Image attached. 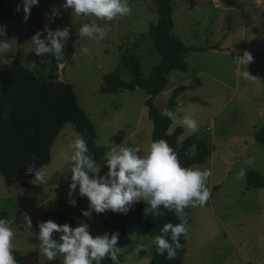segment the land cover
I'll list each match as a JSON object with an SVG mask.
<instances>
[{
	"label": "rangeland",
	"instance_id": "obj_1",
	"mask_svg": "<svg viewBox=\"0 0 264 264\" xmlns=\"http://www.w3.org/2000/svg\"><path fill=\"white\" fill-rule=\"evenodd\" d=\"M64 3L39 0L25 22L22 0H0V28L5 30L0 39L15 40L2 55L14 56L13 64L19 59L42 77H48L54 65L65 63L64 82L72 86L79 107L94 124L97 143L106 146L107 152L112 144L139 147L140 155L147 156L153 122L145 105L146 90L138 87L110 94L102 91V86L104 76L111 72L125 82L132 81L131 72L120 62L123 53L137 54L143 78L151 75L160 60L149 34V27L158 20L156 2L127 0L132 14L114 21L78 16L72 9L62 8ZM53 9H59L54 19ZM173 21V35L192 51L186 55V70L171 72L170 83L155 99V105L159 111L167 107L172 91L184 87L174 111L180 109L178 118L190 114L198 122V130L191 133L182 124L172 123L168 133L181 127L180 141L198 136L211 146L208 161L194 165L201 171L211 170L206 181L211 197L204 207H189L185 264H264V187L247 188L246 178L247 169L264 176V147L255 140L256 132L264 127V0H174ZM93 22L109 28L99 45L78 34L82 25ZM45 26L52 31L71 29L63 41L61 61L52 54H35L31 38ZM70 45L74 55L68 58ZM83 47L89 48V55L82 53ZM245 52L253 58L248 65L237 61ZM11 67L0 65L1 70ZM244 71L257 80L245 79ZM78 135L72 123L60 131L50 162L43 167L46 184L35 181L34 176L13 182L0 173V214L15 230L13 256L17 264H63L62 255L49 261L39 248V224L45 222L43 214L49 209L70 216L75 221L73 229L86 223L94 238L109 233L120 217L128 216L131 242L122 247L121 264L127 255L133 256L130 264H149L153 238L147 232L144 213L134 210L135 204L127 214L93 212L86 218L82 211L89 209L88 199L79 195L78 187L69 197L73 165L65 162L61 153H72L70 145ZM189 152L194 155L196 147H190ZM249 158L252 163L246 165ZM242 168L246 175L238 178ZM105 173L100 167L99 175ZM70 199L76 200L75 206ZM25 214L31 218V229ZM60 235L53 233V238L59 241Z\"/></svg>",
	"mask_w": 264,
	"mask_h": 264
},
{
	"label": "clouds",
	"instance_id": "obj_2",
	"mask_svg": "<svg viewBox=\"0 0 264 264\" xmlns=\"http://www.w3.org/2000/svg\"><path fill=\"white\" fill-rule=\"evenodd\" d=\"M39 0H22L24 21L27 22L31 9L37 6ZM64 9H72L78 16L95 17L102 21H114L132 14V8L127 0H65L61 5ZM20 10L18 6L17 11ZM59 15V9H53L51 18ZM71 29L65 27L52 31L47 26L41 32H37L31 38V44L35 47L37 57L52 54L57 61L64 59L65 44ZM109 28L101 27L97 23L82 25L79 37H87L95 41L97 45L106 37ZM44 33H47L44 36ZM0 36H5V30L0 28ZM44 36V39H41ZM14 39H0V65L11 67L15 59L2 54L8 53L11 42ZM85 55L90 54L88 47L81 49ZM250 53L245 52L237 61L248 65L252 62ZM35 62L31 63L34 64ZM245 79L257 80L247 71L242 73ZM176 111L161 107L160 115L167 117L173 124H182L189 132L198 130V122L190 114L182 118L177 117ZM73 149L69 155L61 153L65 162H71V184L69 185V197H72L79 188V195L86 197L90 202L87 211H82V216L90 218L92 213L103 214L107 211L127 214L131 206L143 202L147 205L144 215L160 217L165 215L161 209L174 212L180 223L173 225L166 223L161 228V234L153 238L157 254L167 253L168 259H175L183 245L181 236L187 239L189 225L187 220L188 207H204L211 197V191L206 186L207 179L211 176V170H200L199 166L182 167L178 154L171 148L168 142L160 139L151 143L147 156L140 155L139 147H129L124 144L116 146L105 154L108 171L100 176V167L96 163L92 153L89 152L87 141L82 136L72 142ZM36 157L28 164L26 175L34 174V180L46 184V173L43 167L37 168ZM249 158L245 164L251 165ZM246 175V169L242 168L238 178ZM57 186V185H56ZM55 186V187H56ZM70 204L75 206L76 200L70 199ZM24 220L28 228H32L31 218L25 214ZM53 233H60L59 241L53 238ZM169 233L170 241H169ZM15 230L7 219H0V264H17L13 256V239ZM39 248L42 254L53 261L58 255L63 256V264H102L107 258L112 264H121L122 248L118 246L119 233H108L95 238L90 234L89 226L81 223L74 229L68 224L58 225L49 220L39 224ZM133 256L124 257L123 264H130Z\"/></svg>",
	"mask_w": 264,
	"mask_h": 264
},
{
	"label": "trees",
	"instance_id": "obj_3",
	"mask_svg": "<svg viewBox=\"0 0 264 264\" xmlns=\"http://www.w3.org/2000/svg\"><path fill=\"white\" fill-rule=\"evenodd\" d=\"M157 4L158 20L149 27V34L153 37L160 60L153 68L151 75L143 78L139 57L135 53H123L121 64L132 75L131 82H125L118 73L111 72L104 76L102 91L117 93L123 89L135 90L142 87L148 98L145 105L149 117L153 122L152 143L160 139L168 142L169 146L178 154L182 167H193L208 161L211 146L205 139L190 136L180 141L183 133L181 127L173 133H168L172 121L161 116L155 105V99L161 95L170 83L171 72L186 70V55L192 48L173 35V2L174 0H154ZM68 58L74 55L73 45L67 52ZM184 87L174 89L168 101L167 108L173 110ZM74 124L76 130L87 141L89 152L93 154L96 163L108 171L104 159L107 148L96 141L97 132L94 124L79 107L76 95L70 84L58 81V67L54 65L48 77L37 75L25 66L19 59L11 68L0 69V173L13 182L32 178L26 175L28 164L36 157V166H46L51 159V149L62 128ZM122 133L120 134V136ZM255 140L264 147V127L255 134ZM195 146L196 153L192 155L189 148ZM247 188H263L264 176L259 172L247 169ZM79 190V188H78ZM147 207L143 202L136 203L134 210L143 212ZM165 215L153 217L145 216L148 234L154 238L161 234V228L166 223L173 225L180 223L174 212L161 209ZM189 213V207L185 209ZM1 219V214H0ZM128 216L120 217L108 233H119L118 246L123 247L131 242L127 232ZM43 220L53 221L58 225L68 224L74 227L75 221L67 214L49 209L43 214ZM188 220V215H187ZM189 224V220H188ZM169 233V241H170ZM171 242V241H170ZM183 247L178 250L175 259H168L167 253L157 254L156 246L149 264H185L187 239L180 238ZM102 264H112L105 259Z\"/></svg>",
	"mask_w": 264,
	"mask_h": 264
},
{
	"label": "water",
	"instance_id": "obj_4",
	"mask_svg": "<svg viewBox=\"0 0 264 264\" xmlns=\"http://www.w3.org/2000/svg\"><path fill=\"white\" fill-rule=\"evenodd\" d=\"M64 66H65V63H59V66H58V81H60V82L64 81Z\"/></svg>",
	"mask_w": 264,
	"mask_h": 264
}]
</instances>
